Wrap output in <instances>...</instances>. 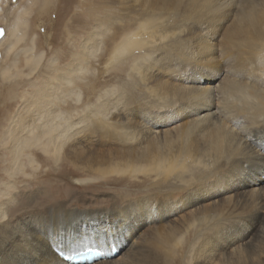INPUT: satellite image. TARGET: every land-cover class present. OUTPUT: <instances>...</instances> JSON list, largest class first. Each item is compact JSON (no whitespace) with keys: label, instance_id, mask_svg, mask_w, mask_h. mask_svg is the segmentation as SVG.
Returning <instances> with one entry per match:
<instances>
[{"label":"bare ground","instance_id":"1","mask_svg":"<svg viewBox=\"0 0 264 264\" xmlns=\"http://www.w3.org/2000/svg\"><path fill=\"white\" fill-rule=\"evenodd\" d=\"M3 1L0 0V11ZM51 1L42 0L35 11L42 12ZM31 2L17 0L7 5L13 19L5 27V36L3 33L0 38L1 43L9 35L0 58L8 56V59L6 66H0V73L13 70L18 61L10 50L23 38L19 25H26ZM195 2L124 0L123 32L117 39L119 35L113 30L107 45L115 61L123 55L134 57L129 66L130 76L136 78L133 73L136 74L139 83L132 90L110 87L101 92L96 100L102 101L86 106L88 113L85 111L77 122L61 118L54 103L56 99L59 101L57 90L61 87H65V94L74 93L75 102L78 101L76 89L82 81L79 74L86 71L89 58H93L102 42L98 30L83 39L67 64L54 68L55 75L50 81L34 90L32 99L41 88L47 89L48 96L40 105L29 102L24 106V116L10 130V166L5 170L8 180L2 181L0 187V230L34 234L44 253L50 251L47 245L51 244V251L58 258L54 264H70L58 256V251L72 253L84 247L103 251V257L91 264H172L176 255L180 256L175 262L181 263L187 258L189 264H195L198 248L211 227L209 221L245 214L239 196H226L217 202L218 207L205 205L203 211L192 210L160 222H153L158 219L155 213L140 215L135 207L141 200L153 203L168 186L191 182L225 156L248 151L258 154L261 147L260 132L256 130L254 136L251 133L253 128L264 127V90L258 81L264 79V0H226L234 8L223 14L222 5L211 10L203 3L192 7ZM4 15L0 14L1 22L5 20ZM37 59L25 55L22 62L27 64ZM69 68L74 71H66ZM209 71L210 78L218 77L215 84H207ZM91 115L105 121L98 120L99 124L91 125L92 132L98 128L107 134L108 138L102 139L104 142L84 133V126L82 136H77L80 131L76 124H83ZM56 117L59 120L55 121ZM84 137L87 139L82 143L77 142ZM96 144L104 147L95 148ZM32 149L41 150L45 160H50L54 167L60 166L59 155H62L63 160L74 163L85 175H121L134 180V188L115 193L102 190L104 193H97L95 199L106 200L103 204L88 202L83 192L75 194L82 198L62 199L65 190H57L62 186H57L55 192H50V186H30L32 173L25 172L23 159L34 171L39 166V156L42 157L32 155ZM19 175L28 179L21 186L17 181ZM260 183H264V170L255 166L230 187L242 192ZM69 194H72L70 190H66L64 196ZM241 194L248 197L250 207L264 202V187ZM57 215L71 221L70 230L78 228L89 238L98 234L101 242L108 225L113 226V231L109 232L107 244L69 247L48 225ZM252 227H237L219 237L221 248L234 244L228 249L227 257L222 252L209 264H264V224L248 236ZM113 247L118 249V254L108 257ZM205 248L207 242L202 251ZM4 259L7 264H32L35 257L20 250L6 254Z\"/></svg>","mask_w":264,"mask_h":264},{"label":"rangeland","instance_id":"2","mask_svg":"<svg viewBox=\"0 0 264 264\" xmlns=\"http://www.w3.org/2000/svg\"><path fill=\"white\" fill-rule=\"evenodd\" d=\"M12 2L15 3L17 0L3 1L4 5L0 11V14H5L4 22L0 21V26L3 27L4 30L6 26H9L13 19V16L10 14L12 12L7 9V5L13 4ZM31 3L32 8L27 17L26 25H24V23L19 25V27H21V29L19 28V31L22 30L23 38L10 50L12 55L18 58V61L16 65L12 67L13 70L6 73H0V159L2 160H0V187L2 181L5 182L8 180L5 170L10 166V148L8 146L10 145V130H12L14 123L24 116V106L29 104L32 100L34 90L40 87L43 83L50 81L49 78L55 75V67L65 65L69 62L72 54L78 52L81 42L89 33L98 30L102 36L100 38L102 42L98 45L99 49L95 52L94 56H92L93 58H89L90 62L86 67V71H82L79 74V78H82V81H79L80 87L79 89H76L79 98L78 101L75 102L76 97L74 93L65 94V87H61L57 90L58 97H56L59 98V101L56 99L54 105L57 112H59L60 117L66 118L72 122H77L80 120L79 117L87 111V109H85L86 106H91L94 102L99 103L102 101L101 98L96 100V97L101 92L110 87H114L119 91L120 89L123 91L129 89L132 90L134 84L139 83L136 74L133 73L136 78H131L130 76L131 71L129 66L131 67V59L134 57L123 55L125 57L122 56L116 59V61L118 60L116 62L113 58L111 59V48L107 45L112 32L115 31L118 33L117 36H119L117 39H119L120 34L123 32L121 30V23H123L124 20V0H52L48 3L46 9L40 13L36 12L35 9L39 7L42 0H32ZM110 22L113 27L110 25ZM5 33L6 31H4V36ZM8 36L0 43V58L3 55V46L9 42ZM27 49L29 51H26ZM25 55H33L34 59L35 57L36 59L38 57V59L37 61L33 60L29 61L27 64H23L22 59ZM7 59L8 56L0 59L1 68L6 66L5 62H7ZM55 81L56 80L52 82ZM137 95L138 97L140 96L139 93H135V96ZM61 100H64L65 102L61 103ZM114 104H116V102H113V105ZM119 107L120 106H117V108ZM74 109L76 111L72 113L69 112V110L72 111ZM86 113H88V111ZM99 118H94L91 115V117L89 116L88 119H85V124H76V129L80 131L77 136H82L81 127L84 126V133H90L91 135L89 136H92V139L97 140L96 138L98 137L101 141L102 139L106 140L108 136L107 134L102 133L103 131L101 129L94 128V131L96 132H92L91 125L99 124L102 117ZM57 120L59 119L56 117L55 121ZM22 134L28 138V135L25 132ZM97 147L104 146L96 144L95 148ZM30 153L34 156L42 155V157L39 156V166L34 171L30 170L26 160L23 159V167L26 166L24 168L25 172H27V174L32 173V177L30 176L29 178L32 182V185L30 186H37V184L38 186L45 185L48 188L50 186L52 187L50 188V192H55L57 186H62L57 188L59 192H61L62 188V192L65 190V192L61 194L62 199L71 200V198H82L83 196L81 197L79 194L76 196L75 194L83 192L85 193V197L89 199L88 202L103 204L107 203L106 200L95 199L97 193H115L118 190L119 192H122L123 188L130 187L132 189L135 185L134 180L126 179V177L117 174H114L115 177L113 174L101 176L85 175L84 172L78 170L74 163L65 161L66 159L63 160L62 155H59L60 166L58 165L57 168V166L54 167L51 165L50 160H45L47 158L43 156L41 150L32 149L30 150ZM137 178L140 179L141 177ZM17 181L20 185L25 181H28V179L26 180V178L19 175ZM20 186L18 187L20 188ZM66 190H70V193L72 194L64 196L66 195ZM102 190L104 192H101ZM185 240L186 238L182 239V242L185 243ZM179 256L180 255H176L175 259L179 258ZM175 259L172 264L176 262L177 264H189L187 258L180 261L181 263L178 261L175 262Z\"/></svg>","mask_w":264,"mask_h":264},{"label":"snow or ice","instance_id":"3","mask_svg":"<svg viewBox=\"0 0 264 264\" xmlns=\"http://www.w3.org/2000/svg\"><path fill=\"white\" fill-rule=\"evenodd\" d=\"M201 3H203L206 9L211 10H215L222 5L221 14L234 8V5H229L226 0H196L191 6L200 7ZM0 35H3V29H0ZM212 55H215V53H212ZM66 71H74V68H69ZM211 76L212 72L209 71L207 84H215L218 79V77L212 79L210 78ZM258 81L260 82V88L264 90V79ZM47 96V89L41 88L37 93H34L33 99L30 102L40 105L45 101ZM253 130L251 133L253 136L256 130L260 132L258 143L261 147L258 154L248 151L239 155L225 156L216 166L201 171L191 182L166 187L153 203L146 204L144 200H141L135 205L140 215H144L150 211L155 213L158 218L153 222H160L161 220H170L174 216H179L181 213H188L192 210H196L197 212L203 211L205 205L218 207L217 202L226 196H239V199L242 201L241 207L246 209L245 214L238 217L225 215L215 221H209L211 227L208 230L206 238L198 248V259L195 264H209V261L214 262L222 252L227 257L228 249L234 243L221 248L218 243L219 237L229 234L230 231H235L237 227L253 225L249 230L248 236H250L258 230L261 224H264V202L259 203L258 206L250 207L248 197L241 194L253 188L264 187V183L250 185L242 192L234 191L230 187L231 184L246 176L255 166H259L264 170V127L253 128ZM84 139H87V137L77 142L82 143ZM212 192H216L218 195H210L209 193ZM48 225L52 233L60 235L69 247L84 243H89V245L93 243L96 245L101 243L107 244L109 232L113 231V226L108 225L104 233L103 242H101L98 234L89 238L86 233H82L78 228L72 227L70 230L71 221L66 216H54L48 221ZM244 239H247V237ZM205 242H207V248L202 251V246ZM47 247L50 251L48 253L42 252L40 250L41 242L37 241L35 235L32 233L22 231L13 234L0 230V264H7L4 259L6 254L20 250H26L34 255L35 259L32 264H54L58 258L55 252L51 251V244H48Z\"/></svg>","mask_w":264,"mask_h":264},{"label":"water","instance_id":"4","mask_svg":"<svg viewBox=\"0 0 264 264\" xmlns=\"http://www.w3.org/2000/svg\"><path fill=\"white\" fill-rule=\"evenodd\" d=\"M0 29H3V27L0 26ZM3 33H4V29H3ZM2 37V35H0V38Z\"/></svg>","mask_w":264,"mask_h":264}]
</instances>
